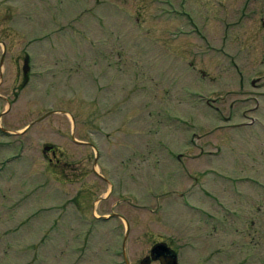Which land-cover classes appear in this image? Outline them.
I'll return each mask as SVG.
<instances>
[{
	"label": "rangeland",
	"instance_id": "obj_1",
	"mask_svg": "<svg viewBox=\"0 0 264 264\" xmlns=\"http://www.w3.org/2000/svg\"><path fill=\"white\" fill-rule=\"evenodd\" d=\"M262 181L264 0H0V264H264Z\"/></svg>",
	"mask_w": 264,
	"mask_h": 264
},
{
	"label": "flooded vegetation",
	"instance_id": "obj_2",
	"mask_svg": "<svg viewBox=\"0 0 264 264\" xmlns=\"http://www.w3.org/2000/svg\"><path fill=\"white\" fill-rule=\"evenodd\" d=\"M48 146L47 147H45V149H47L48 151L50 150V145L51 144H47ZM52 149V148H51ZM53 152H52V155H54L55 154V152H54V150H52ZM51 158H52V156H50L49 155V157H48V159H50L51 160ZM58 159V158H57ZM56 164V163H55ZM69 163L68 162H66L65 160H63L62 162L60 161V168L63 170V173L64 174H67V172H66V168H67V165H68ZM74 167H76V168H74V170L75 171H77V169H78V167H77V165H75ZM80 170V169H79ZM145 258H147L148 256H152L153 258H155V255L152 253V251H148L145 255ZM116 264H128V262L126 261V259L124 258V255H123V251H121V258H120V260H118V261H116L115 262ZM153 264H160V261H159V259L156 257V262L155 263H153Z\"/></svg>",
	"mask_w": 264,
	"mask_h": 264
},
{
	"label": "water",
	"instance_id": "obj_3",
	"mask_svg": "<svg viewBox=\"0 0 264 264\" xmlns=\"http://www.w3.org/2000/svg\"><path fill=\"white\" fill-rule=\"evenodd\" d=\"M153 251H155L156 254H162L164 259H165L164 261H166L167 264H172V262H173L172 256L169 253V248L167 245H164L162 243H157L153 246ZM174 264H175V262H174Z\"/></svg>",
	"mask_w": 264,
	"mask_h": 264
}]
</instances>
